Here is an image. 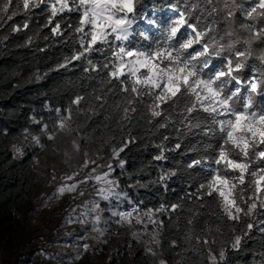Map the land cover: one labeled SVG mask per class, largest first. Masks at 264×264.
<instances>
[{"label": "snow or ice", "instance_id": "6c2138e0", "mask_svg": "<svg viewBox=\"0 0 264 264\" xmlns=\"http://www.w3.org/2000/svg\"><path fill=\"white\" fill-rule=\"evenodd\" d=\"M205 3L212 5L207 12L210 23L205 20L201 24L204 17L192 19L187 6L181 10L173 5L172 16L163 26L142 7L143 0H23V8L46 5L50 10L49 25L59 14H78L74 32L80 34L81 50L66 58L60 67L82 58L88 64L85 71L102 67L106 83L115 81L114 87L120 91L135 94L130 95L127 104H143L149 122L156 120L160 128H166L175 117L184 130L205 141L204 154L187 167L204 171V179L196 189L200 207L214 205L206 213L209 219L205 224H215L208 230L209 235H215L200 243L207 251L209 264H225L228 245L238 249L254 226L249 218L255 219L258 206L264 209V0H248L247 7L238 0ZM14 7V0H0V19L16 16ZM237 12L247 21L239 22V31ZM142 23L155 35L140 28ZM60 29V22H56L51 31L60 35ZM241 32L247 36L242 37ZM92 52L102 56L99 65L88 58ZM253 58L259 63L249 65ZM81 99L77 96L72 103L79 104ZM129 110L137 111L135 107H125V119ZM59 127L66 128L64 118ZM32 139L39 143L37 137ZM175 147L179 149L181 145L177 143ZM13 151L21 157L25 155L19 147L13 146ZM163 158V152L155 157ZM109 175L105 172L95 176L96 181L107 185L99 189L104 199L113 194L116 183L108 179ZM166 175L175 176L176 172ZM75 187L65 185L58 190L71 192ZM178 207L171 206L173 211ZM151 212L149 209L143 214L149 221ZM113 215H118L120 221H129L133 213ZM187 238H192L191 233ZM218 239L225 246H219Z\"/></svg>", "mask_w": 264, "mask_h": 264}, {"label": "trees", "instance_id": "16d2710c", "mask_svg": "<svg viewBox=\"0 0 264 264\" xmlns=\"http://www.w3.org/2000/svg\"><path fill=\"white\" fill-rule=\"evenodd\" d=\"M238 3L248 6V0ZM14 4L17 15L11 20L0 19V249L9 255L11 246L2 242L15 231V208L26 200L35 176L36 151L27 150L24 157L17 158L10 147L25 129L39 134L44 125L54 124L59 109L67 115L69 131L79 139L82 149L101 147L104 156L111 157L113 151L124 148L114 161V177L132 204L140 205L142 212L151 209L156 218V227H150L161 243L154 247L129 236L124 226L110 228L113 236L103 245L105 253H111L110 264H209L200 241L215 235L208 231L215 224H205L209 219L206 213L214 205L200 207L196 189L204 179V171L187 167L204 154L205 141L184 130L175 117L166 128H160L156 120L149 122L143 104H127L130 95L135 94L120 91L114 87L115 81L106 83L102 67L85 71L88 64L84 58L60 67L81 50L80 34L74 32L78 14H59L49 25L46 5L25 10L23 0H14ZM196 4L199 7H193ZM173 5L181 10L187 6L192 19L204 17L201 24L211 22L207 12L212 5L205 0H143L142 7L163 26L172 16ZM56 22L61 24L60 35L51 31ZM237 22L238 31L239 22H247L239 12ZM139 27L155 35L146 24ZM17 28L19 31H14ZM241 36L247 33L241 32ZM87 55L93 64L102 62L98 52ZM258 63L254 58L249 60V65ZM77 96L82 97L80 103H72ZM125 107L137 111L129 110L125 119ZM161 152L164 158L156 160ZM173 171L175 176L166 175ZM173 204L179 205L175 211ZM249 220L254 225L252 230L238 249L228 245L225 264H264V209L258 206L255 219ZM98 223L101 227V221ZM190 233L192 238L188 239ZM217 243L225 246L219 239ZM32 255L29 261H36L37 253Z\"/></svg>", "mask_w": 264, "mask_h": 264}, {"label": "rangeland", "instance_id": "374dc122", "mask_svg": "<svg viewBox=\"0 0 264 264\" xmlns=\"http://www.w3.org/2000/svg\"><path fill=\"white\" fill-rule=\"evenodd\" d=\"M61 118L65 129L59 127ZM67 120V115L59 111L54 124L44 125L39 134L24 131L10 147L12 151L13 146L19 147L24 153L36 151L34 181L23 203L27 205L17 213L16 235L9 243L10 257L20 264H30L32 253L58 263L66 260L69 264H110L111 253L106 254L103 247L113 236L110 228L124 226L128 235L138 240H149V231L157 234L150 227H156L152 212L151 221L142 212L144 224L120 221L118 215H113L132 204L114 177L113 164L118 157L115 153L119 151L105 157L101 147L82 149L79 139L72 137ZM49 136L53 138L50 140ZM32 137H37L39 143ZM105 172H110L108 179L116 182L108 199L99 194V189L107 185L95 180V176ZM71 184L76 185L74 191L59 192L60 187ZM96 216H100L99 221Z\"/></svg>", "mask_w": 264, "mask_h": 264}, {"label": "built area", "instance_id": "2783aa9c", "mask_svg": "<svg viewBox=\"0 0 264 264\" xmlns=\"http://www.w3.org/2000/svg\"><path fill=\"white\" fill-rule=\"evenodd\" d=\"M27 204H23L19 207L15 208V214L17 215L18 211L26 206ZM135 209V211H134ZM122 212H132L133 215L130 218L129 221H135L137 222V217H140V223L144 224V220L141 216L142 211H141V207L138 204H132L129 207H127L126 209H124ZM1 231V230H0ZM151 238L149 240H138L139 242H143L144 244L148 245V246H158L161 243V238L159 235L152 233L151 231H149ZM14 235H16V231L12 232L10 235H8L7 237H5L4 241L2 242L4 245H8L9 243L12 242ZM0 264H20L19 262L14 261L13 258L10 257V255H6L1 249H0ZM30 264H69L68 261H61L60 263H58L55 259L50 258V257H37L36 261H30Z\"/></svg>", "mask_w": 264, "mask_h": 264}]
</instances>
